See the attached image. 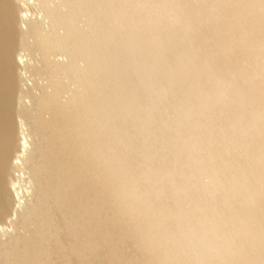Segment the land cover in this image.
Returning <instances> with one entry per match:
<instances>
[{
  "label": "bare ground",
  "instance_id": "obj_1",
  "mask_svg": "<svg viewBox=\"0 0 264 264\" xmlns=\"http://www.w3.org/2000/svg\"><path fill=\"white\" fill-rule=\"evenodd\" d=\"M136 2L0 0V264L151 258L100 195L67 131L74 115L107 110L139 87L121 61L128 44L145 49L148 60L164 49L179 59L192 43L224 51L231 56L224 74L251 79L262 38L252 10L202 6L229 0H176L187 5L180 10L105 6ZM253 83L258 93L259 80ZM259 212L258 201L241 206L245 216ZM244 258L258 261L259 248Z\"/></svg>",
  "mask_w": 264,
  "mask_h": 264
},
{
  "label": "snow or ice",
  "instance_id": "obj_2",
  "mask_svg": "<svg viewBox=\"0 0 264 264\" xmlns=\"http://www.w3.org/2000/svg\"><path fill=\"white\" fill-rule=\"evenodd\" d=\"M105 6L187 7L176 0ZM202 6L252 10L262 38L251 79L224 74L231 59L224 51L192 43L179 59L164 49L148 60L128 44L121 61L139 87L69 121L87 174L151 257L139 264H264V0ZM245 201H258V218L241 213ZM257 247L258 261L244 258Z\"/></svg>",
  "mask_w": 264,
  "mask_h": 264
}]
</instances>
